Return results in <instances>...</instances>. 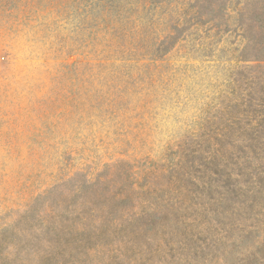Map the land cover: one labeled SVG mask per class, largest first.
I'll use <instances>...</instances> for the list:
<instances>
[{
  "label": "rangeland",
  "instance_id": "1",
  "mask_svg": "<svg viewBox=\"0 0 264 264\" xmlns=\"http://www.w3.org/2000/svg\"><path fill=\"white\" fill-rule=\"evenodd\" d=\"M250 99L264 0H0V264H264V189L216 190L203 158L192 197L144 194L181 144L248 129Z\"/></svg>",
  "mask_w": 264,
  "mask_h": 264
},
{
  "label": "trees",
  "instance_id": "2",
  "mask_svg": "<svg viewBox=\"0 0 264 264\" xmlns=\"http://www.w3.org/2000/svg\"><path fill=\"white\" fill-rule=\"evenodd\" d=\"M148 53L149 55H152V52L149 50ZM151 85L153 86L154 84L151 83ZM253 99H250L246 106H244L246 108H248L247 106L253 107V105L255 107L259 106L258 108H250L248 112L247 116H252L251 123H247L249 125L248 129H241L240 126H237L236 129L230 130L227 125H224L220 129H215V131L207 129L197 134L199 137L197 141H194L196 142L194 146H182L181 144L180 146H178V150L167 153L165 156L166 161L163 163L164 167H160L161 170L158 171L157 169L159 167H156L149 168L145 171L144 177H146V179H148L149 181L153 180V185L158 183L159 186L154 189L151 188V186H146L144 194L146 193L145 195H147L149 194V192H152L151 194L160 192L165 195L168 188H170V190H174L172 188H176V191H179L180 193L186 192L192 197L191 193L195 189L194 187H197L199 185L198 181L196 180V178L198 177L197 172L201 171L200 167L198 166V162L203 158L205 159V161H208L206 162L208 166H210V164L215 161L216 167L214 173L215 183H217V186L215 188L216 190L219 191V187L230 188L231 185H234L235 183H248L253 188H260L261 190H263L264 167L262 166V164H264V162L261 160L254 162L253 164H250L246 170V165H242V161L240 160L242 156L236 154V150H238V153L246 150V147H244L245 143L248 144L247 146L253 152H256V149L264 151V129H262L264 124V102H260V99L255 104ZM236 106L239 107L240 105L238 104ZM232 108L226 109L225 107L226 114H229V110ZM241 116L242 115L237 114V112L233 116H230L228 125H235L239 123ZM238 139H240L242 142H238ZM255 142L261 143V146H255ZM226 143H228L227 146ZM223 144H225V149ZM199 165H201V163ZM236 170H238V175L240 177L244 175L245 179H234L232 175ZM121 173L122 175L125 174L126 178L130 175V172L128 173L125 170L123 172L121 171ZM153 175L156 176V179H152L154 178ZM180 182L183 183L186 189ZM204 183H206V180H204ZM123 188L124 187H122V189L118 192H121L122 195L120 196L122 197V199H124L125 202L129 197L131 199V195L129 196V194L123 193ZM132 194L136 195L135 189L132 191ZM161 197L163 196L156 195V198L161 201L160 203H163L166 207L169 206L170 203L179 205L181 207V204L184 203L182 201L179 202L178 200H174L170 197H167L165 199ZM202 205L204 206V204ZM150 207H156L155 205L153 206V201L151 200ZM172 215L173 214L171 212H165L163 218H168ZM134 220H136L135 217L131 218L125 224H129ZM125 224H122V226H120L119 234H125ZM254 231L255 228H252L251 233ZM167 246H169V244H167ZM179 247L183 249V246L180 245ZM169 248L170 250L172 249L171 247ZM163 252H165V250H163Z\"/></svg>",
  "mask_w": 264,
  "mask_h": 264
}]
</instances>
